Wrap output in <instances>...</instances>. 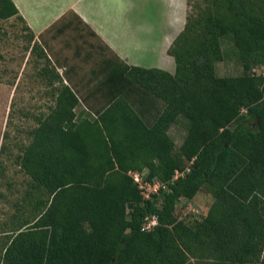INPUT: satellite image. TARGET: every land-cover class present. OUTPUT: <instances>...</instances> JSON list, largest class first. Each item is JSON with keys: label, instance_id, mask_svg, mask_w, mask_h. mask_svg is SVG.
Returning a JSON list of instances; mask_svg holds the SVG:
<instances>
[{"label": "trees", "instance_id": "16d2710c", "mask_svg": "<svg viewBox=\"0 0 264 264\" xmlns=\"http://www.w3.org/2000/svg\"><path fill=\"white\" fill-rule=\"evenodd\" d=\"M187 4L168 49L175 74L124 65L96 76L85 99L102 91L105 104L85 114L63 76H46L55 103L21 157L29 195H40L33 219L5 233L0 264H264V75L253 70L264 66V0ZM12 17L26 25L13 0H0V19ZM225 37L240 74L217 73ZM32 50L48 68L44 49ZM153 99L165 106L152 121ZM180 115L191 123L178 147L169 130ZM130 171L165 187L147 198ZM202 188L214 198L207 214L180 219V200Z\"/></svg>", "mask_w": 264, "mask_h": 264}, {"label": "rangeland", "instance_id": "374dc122", "mask_svg": "<svg viewBox=\"0 0 264 264\" xmlns=\"http://www.w3.org/2000/svg\"><path fill=\"white\" fill-rule=\"evenodd\" d=\"M187 1L132 0L136 12L145 11L133 20L155 27L165 24L167 34L172 35L175 27L184 28L187 13L192 9ZM149 44L154 45L152 41ZM222 45L224 58L217 62V73H242L243 65L232 38L225 37ZM32 49L31 32L20 19H0V254L5 233L19 221L33 219L35 215L31 203L37 201L40 193L29 195L31 178L21 166V157L31 141V131L39 124L38 118L47 115L55 103L56 89L41 74L42 68L43 72L47 68L46 61L39 59L38 52ZM190 123L180 115L172 125L171 134L178 144L185 138ZM145 175L146 172L142 173ZM213 200L212 194L202 188L194 198H182L176 214L187 222L200 219Z\"/></svg>", "mask_w": 264, "mask_h": 264}, {"label": "crops", "instance_id": "0c3cea01", "mask_svg": "<svg viewBox=\"0 0 264 264\" xmlns=\"http://www.w3.org/2000/svg\"><path fill=\"white\" fill-rule=\"evenodd\" d=\"M13 1L34 34L33 45L37 42L50 60L49 68L41 70L42 76L58 73L75 88L80 99L76 107L79 114L95 113L105 104L102 91L85 99L96 76H113L120 67L123 73L124 65L176 72L175 58L168 49L182 28L174 26V33L168 35L165 24L162 27L136 24L133 18L145 11L136 12L132 0ZM151 41L153 46L149 44ZM152 101L147 119L153 121L165 104L161 100ZM169 133L172 136L171 128ZM182 142L178 144L175 140L178 147Z\"/></svg>", "mask_w": 264, "mask_h": 264}, {"label": "built area", "instance_id": "2783aa9c", "mask_svg": "<svg viewBox=\"0 0 264 264\" xmlns=\"http://www.w3.org/2000/svg\"><path fill=\"white\" fill-rule=\"evenodd\" d=\"M253 70L258 72V73H262L264 75V66H262L261 68H254ZM130 174L134 177L135 181L139 184V187L143 190L142 193L147 198L150 197L152 192L157 193L161 186L165 187V185L162 182H160L159 180H155L153 182L145 180V178L139 172L130 171ZM180 174H182V172H180L179 170H176L175 178H177ZM157 223H158V220H157L156 215L148 217L146 223L143 226V229L150 230Z\"/></svg>", "mask_w": 264, "mask_h": 264}]
</instances>
